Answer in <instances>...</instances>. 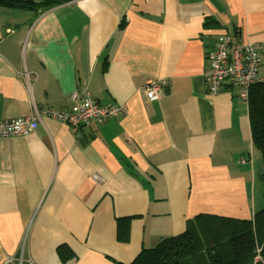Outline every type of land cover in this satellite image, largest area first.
<instances>
[{
  "label": "crops",
  "instance_id": "crops-1",
  "mask_svg": "<svg viewBox=\"0 0 264 264\" xmlns=\"http://www.w3.org/2000/svg\"><path fill=\"white\" fill-rule=\"evenodd\" d=\"M222 35L258 45L264 79V0L0 6V119L38 115L0 138V264H129L199 214L253 220L248 101L204 83ZM84 92L126 111L76 130L46 114Z\"/></svg>",
  "mask_w": 264,
  "mask_h": 264
},
{
  "label": "trees",
  "instance_id": "trees-1",
  "mask_svg": "<svg viewBox=\"0 0 264 264\" xmlns=\"http://www.w3.org/2000/svg\"><path fill=\"white\" fill-rule=\"evenodd\" d=\"M74 0H0V6L50 9ZM251 141L263 159L264 174V80L251 87L248 96ZM264 260L263 206L252 221L199 214L186 221L185 230L161 239L153 248L142 249L129 264H261L254 262L256 250ZM121 264V263H116Z\"/></svg>",
  "mask_w": 264,
  "mask_h": 264
},
{
  "label": "built area",
  "instance_id": "built-area-1",
  "mask_svg": "<svg viewBox=\"0 0 264 264\" xmlns=\"http://www.w3.org/2000/svg\"><path fill=\"white\" fill-rule=\"evenodd\" d=\"M208 70L204 73V83L208 94L217 95L223 84L237 88L238 97L248 101L252 86L263 82L259 70L261 65L260 50L257 44H233L231 38L222 35L212 52L207 56ZM163 81L147 82L143 91L150 102L158 100V93ZM75 104L70 110L55 112L47 110L46 114L56 120L65 122L78 129L90 122H105L121 116L126 111L125 105L103 106L95 102L84 92L81 96L72 94ZM37 112L23 118L0 119V138L22 137L31 134L37 127ZM254 262L264 264L259 248L256 250Z\"/></svg>",
  "mask_w": 264,
  "mask_h": 264
},
{
  "label": "rangeland",
  "instance_id": "rangeland-1",
  "mask_svg": "<svg viewBox=\"0 0 264 264\" xmlns=\"http://www.w3.org/2000/svg\"><path fill=\"white\" fill-rule=\"evenodd\" d=\"M260 158H261V161L259 164L261 167H256V170H255L256 176H255V181H254V196H256L259 203H263L264 178H262L261 174L259 173V170L263 169V165H262L263 159L261 155H260Z\"/></svg>",
  "mask_w": 264,
  "mask_h": 264
},
{
  "label": "water",
  "instance_id": "water-1",
  "mask_svg": "<svg viewBox=\"0 0 264 264\" xmlns=\"http://www.w3.org/2000/svg\"><path fill=\"white\" fill-rule=\"evenodd\" d=\"M259 173L261 174V177L264 178V174H262V170H259Z\"/></svg>",
  "mask_w": 264,
  "mask_h": 264
}]
</instances>
